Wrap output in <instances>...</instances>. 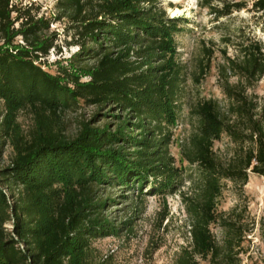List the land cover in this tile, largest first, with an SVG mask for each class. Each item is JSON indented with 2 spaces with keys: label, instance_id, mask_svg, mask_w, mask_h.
<instances>
[{
  "label": "trees",
  "instance_id": "obj_1",
  "mask_svg": "<svg viewBox=\"0 0 264 264\" xmlns=\"http://www.w3.org/2000/svg\"><path fill=\"white\" fill-rule=\"evenodd\" d=\"M11 1L0 0V153L5 140L14 148L10 165L0 168V264H87L91 240L130 232L138 213L134 208L120 225L106 220L107 202L115 199L92 200L94 184L120 183L123 191L136 183L138 203L149 177L158 181L159 191L174 185L166 147L168 127L178 120L175 37L183 31L181 19L157 9L156 0H59L78 50L70 65L51 74L40 65L56 48L55 38L39 35L49 22L36 18L32 5L21 10ZM202 1L216 19L245 10L264 28V0ZM17 37L23 44H14ZM237 48V56L223 66L237 81L221 86L224 109L207 100L192 112L196 126L184 155L201 178L196 195L183 199L189 244L173 264H240L237 248L245 231L216 215L215 205L222 181L244 185L249 173L264 178V112L247 93L264 77V45L241 32ZM90 58L95 62L89 65ZM78 101L114 105L125 118L111 115L118 120L113 132L86 125L74 139H64L54 131L57 114ZM21 110L35 122L22 140L14 128ZM222 136L233 147L225 164L213 151ZM7 222L10 233L3 230ZM213 224L224 235L221 243L211 233Z\"/></svg>",
  "mask_w": 264,
  "mask_h": 264
},
{
  "label": "rangeland",
  "instance_id": "obj_2",
  "mask_svg": "<svg viewBox=\"0 0 264 264\" xmlns=\"http://www.w3.org/2000/svg\"><path fill=\"white\" fill-rule=\"evenodd\" d=\"M58 2L59 0L11 1L21 10L32 5L31 13L36 18L42 17L49 22L48 28H43L39 35L43 39L55 38L56 48L40 59V65L51 74L58 73L61 66L70 65L78 50L77 45H71L75 39L70 18L58 10ZM213 4L219 3L214 1ZM155 6L168 17L180 18L178 26L183 30L175 37L178 44L176 61L179 66L178 78L175 80L178 120L175 125L168 127L170 138L166 147V157L175 174L174 185L171 189L159 191L155 187L158 181L149 177L138 203L134 200L135 193L138 192L136 183L123 191L120 183L94 184L90 189L92 200L115 199L107 202L106 211L103 212L106 220L120 225L130 218L134 208H137L138 213L132 221L130 232L123 229L118 235L92 239L87 264H173L180 250L188 246L189 234L183 199L196 195L201 178L199 168L188 164L184 155L196 126V118L192 112L207 100L216 101L220 109H224L226 100L221 86L225 80L231 85L237 81L236 77L223 73V66L226 60L237 56L241 32L264 45V28L256 25L251 12L244 10L233 13L228 19H216L202 0H156ZM14 44H23L21 38L17 37ZM86 45L94 47L91 43ZM94 62L95 58L85 61L89 65ZM87 80V77L81 79L82 82ZM247 93L255 96L264 112V77L253 88H248ZM3 115L4 109L0 102V122ZM111 115L118 116L120 121L125 118L114 105L101 107L78 101L57 114L54 131L68 140L74 139L86 125L91 128L107 126L113 132L118 120L111 118ZM14 123L15 132L20 135L21 140L29 138L34 130L33 115L28 110H21ZM126 151L131 153L132 148L129 147ZM213 151L225 164L232 156L233 147L228 138L222 136L214 143ZM13 156L14 148L10 141L5 140L0 153V168L8 167ZM215 213L235 221L245 231L246 236L237 248L240 264H264V178L249 173L244 185L222 181ZM3 230L12 232V223L3 225ZM210 230L215 240L221 243L224 235L218 224L211 225ZM199 263L210 264L207 260H200Z\"/></svg>",
  "mask_w": 264,
  "mask_h": 264
},
{
  "label": "bare ground",
  "instance_id": "obj_3",
  "mask_svg": "<svg viewBox=\"0 0 264 264\" xmlns=\"http://www.w3.org/2000/svg\"><path fill=\"white\" fill-rule=\"evenodd\" d=\"M174 13H177V11H176V12H174Z\"/></svg>",
  "mask_w": 264,
  "mask_h": 264
}]
</instances>
